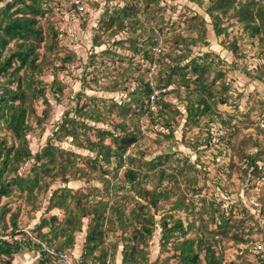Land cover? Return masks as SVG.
I'll list each match as a JSON object with an SVG mask.
<instances>
[{"label":"rangeland","instance_id":"rangeland-1","mask_svg":"<svg viewBox=\"0 0 264 264\" xmlns=\"http://www.w3.org/2000/svg\"><path fill=\"white\" fill-rule=\"evenodd\" d=\"M8 1L0 0V7ZM76 2L81 0L42 2L45 12L39 21L44 39L37 48V61L44 59V62L42 70L36 71L32 79L35 85L44 87V95L32 100L33 110L28 108L27 119L32 128L26 132V139L32 153H38L50 141L63 150L76 152L79 157L75 165L85 167L83 173L77 172L73 178V175H68L66 182L59 175L53 179L43 174L31 195L25 189L21 191L14 182L9 194L0 197V227H6L5 232L9 233L15 222L21 231L17 237H22V241L29 239V244L20 246L12 255V264H49L40 263L38 246L52 254V264H101L92 256L83 254L92 215L83 217L80 230L74 232L73 244L71 247L60 245L63 248L60 252L56 249V240L52 239L49 246L33 229L41 217L56 215L58 220L41 230L50 237V230L62 222L64 209L58 204L49 209L47 206L59 203L54 195L64 186L70 188L72 195L75 192L88 194L89 201H96L99 197L110 202L117 199L124 213L134 207L132 199L147 204L152 194H144L142 199L136 197L124 175L127 167L135 166H140V170L133 183L140 181L142 186L150 190L154 188L156 193L169 189L167 199L160 198L157 206L145 209L152 215L154 226L147 238V246H137L145 251V260L139 264H186L175 246L182 237L193 240L185 251L188 249L190 254H197L196 264H206L204 250L197 248L196 239L199 238L204 241L199 242L201 247L210 242L215 254L222 255L223 263L233 260L238 264H255L256 257L252 252L240 251L246 246V241L257 242L255 245L260 246L264 242V168H247L254 154L259 158L257 161L264 162V125H260V120L264 119V41L257 36H249L231 11L220 21L226 33L216 35L205 11L209 5L207 0H82L81 8L76 7ZM130 4L135 7L120 11ZM115 13L124 17L122 28L114 24L112 28L107 26ZM194 14L199 15L195 21L196 29L191 19ZM202 21L206 28L204 40H200L196 32ZM150 39L156 42L151 47L148 46ZM182 39L187 48L181 51ZM234 42L236 50L232 49ZM7 47L14 48L12 42ZM143 47L148 49L149 58H143V51H139ZM8 52L9 49L3 51L5 55ZM179 52L187 55L183 64L194 56L208 54L207 60L223 70L224 80L229 83L232 93L225 104L217 105V109L229 119V128L218 118L212 121L206 116L195 124L184 125L186 102L175 97L174 93H168L162 99L171 114L165 115L170 117L169 128L162 125L163 120L158 115L162 102L156 104L151 97L142 107L132 101L125 109V116L120 114L123 103L130 99L128 94L140 79L149 81L154 87L159 58L169 63ZM22 72L20 70L19 74ZM248 72L261 79H254ZM8 77V74L0 76V88L7 84ZM211 79H214L213 72L208 75V80ZM58 84L60 89H57ZM15 86L16 80L11 84V87ZM174 86L170 83L164 91ZM88 107L97 109L102 119L95 121L83 117L81 113ZM148 109H152L151 114ZM71 117L84 120L87 125L75 124L79 134L77 141L81 143L86 138L97 140V127L121 134L119 127L123 125L127 131L135 132L136 140L123 154L125 158L129 154L132 163L127 164L126 159L119 163L110 157L109 163L101 161L94 170L86 173L88 167L81 157L93 156L95 152L77 147L70 135L60 139L53 135L56 124L61 120L71 123L68 120ZM170 129L173 132L168 136ZM230 129L234 131L231 137L226 135ZM0 141H5V146L17 144L2 120ZM103 141L112 145L110 137ZM165 153H170L171 159L157 161L158 155ZM34 163L35 159L31 157L19 164L15 173L22 177L17 179L22 184L35 179L34 172L30 170ZM103 169L109 172L103 173ZM179 169L182 174L177 172ZM101 174L107 184L101 179ZM12 175L10 173L8 177ZM121 185L124 189H117ZM94 192L99 194L93 195ZM118 195H123V198ZM180 198L183 202L179 201ZM175 202L181 204L177 206ZM216 209L225 212L229 224L226 230L216 229ZM169 213L173 218H181L184 227L189 228L192 223L191 229H185L184 235L175 234L166 240L161 225L163 216L172 222V218L167 216ZM132 221V224L120 226L117 222L103 220V243L99 248L107 251L104 264H121L122 245L126 240L133 243L132 232L137 225L135 220ZM198 225L202 228L199 231L194 229ZM59 253L67 259L55 256H60ZM94 254H99V251ZM5 259L0 256V264H4Z\"/></svg>","mask_w":264,"mask_h":264},{"label":"trees","instance_id":"trees-1","mask_svg":"<svg viewBox=\"0 0 264 264\" xmlns=\"http://www.w3.org/2000/svg\"><path fill=\"white\" fill-rule=\"evenodd\" d=\"M196 1L202 2V0ZM207 1L209 2V5L206 7L205 11L211 19L213 30L216 35L226 33V28L220 26V21L223 15H226L231 11L249 36H257L262 42L264 41V0ZM42 2L43 0H10L0 7V76L5 74L9 75L7 81H5L7 84L2 85L0 88V120L6 123L7 128L11 131L17 141L16 146L13 144L5 146V141H0V197L9 194L11 184L14 182L18 185V188L21 191L25 189L28 195H31L32 190L35 187H38V182H41L43 174L50 175L53 179L55 176L59 175L62 181L66 182L69 180V176L73 175V178L77 172L83 173L85 167L79 168L75 165L76 158L79 157L76 152L68 149L63 150L58 146L53 145L50 141H47L38 153H32L26 139V132L32 128L27 119L28 108L33 110L31 103L32 100L38 96L44 95V87L35 85V80L32 79V75H34L36 71L42 70L44 62V59L37 61V48L40 46V42L44 39L39 21L40 17L45 12L42 8ZM71 5L72 7L75 6L74 4ZM134 7L135 6L132 4L125 5L120 11L124 12L133 9ZM120 11H117L116 13H119ZM116 13L110 18L107 25L109 26L108 28H112L113 24L117 25V28H122L124 26V17H120V15H117ZM197 17H199V15L194 14L191 18L194 21L195 29L197 26L195 22ZM113 19H115V21H113ZM196 32L198 38L204 40L206 32L204 21H202V25H198ZM53 36H56V32H53ZM10 42L13 44V49L7 47ZM193 42L194 41H192V43ZM45 43L47 44V41ZM155 43L154 40L150 39L148 46L151 47ZM181 43H183V46L180 47V50L182 51L183 48H187V45L184 39L181 40ZM233 44L232 49L236 50V43L234 42ZM5 49H9V52L6 55L3 53ZM147 50L148 49L145 47L139 49V51H143V58H149ZM188 52L189 50L187 51V55ZM187 55L179 52L175 55L176 57L174 59L169 61V63L163 61V58H159L154 87L149 81L140 79L136 88L128 94L130 99L128 102L123 103L124 108H122L120 114L125 116V109L130 107L129 103L132 101H135L139 107H142L145 101H149L151 94L155 90H159L157 94H154V101L156 104L162 102L161 107H159L158 115L162 118V125L166 128H169V116H171V114L166 110L167 103H163L162 99L164 95H167L168 93H174L175 97L178 99L185 100L184 114L186 117L184 118V125L195 124V122L199 121L201 117L206 116L212 121L214 120L213 118H218L222 125L229 128L227 126L229 119L225 118L222 111L217 109V105L225 104L232 93V91L230 93L229 83L224 80L223 70L220 69L217 64L215 66L213 61L207 60L208 54L194 56L183 64L182 61H184ZM20 70H23L22 75L19 74ZM210 72H213L214 79L208 80ZM248 74L253 76L249 72ZM28 77L29 79H27ZM253 77L257 80L261 79L259 76ZM15 80L16 86L13 88L11 87V84ZM170 83H174L175 86L172 89L164 91ZM57 87V89H60L59 84ZM242 92L243 91L239 92L237 95L240 96ZM151 110L148 109V113L151 114ZM176 112L180 113L178 110H176ZM67 114L68 111L64 113L65 118H67ZM81 115L95 121H100L102 119L100 112L91 107H88L86 111L81 113ZM68 120L71 123H68L66 120H61L59 124H56L57 127L54 129L53 135H56L58 139L70 135L73 137V143L76 144L77 147L86 148L91 152H95L93 156L87 155L81 157L86 161L85 163L88 167L86 173L94 170L101 161L109 163L110 157H114L115 161L119 163L124 159L127 160V164L132 163V157L127 154L125 158L123 154L136 140L135 132L127 131L126 127L123 125L119 127V130L122 132L121 134H116L108 129L97 127L95 133L98 139L92 140L86 138L84 143H81L80 141H77L79 134L75 124L77 123L79 126H87L85 121H80L76 119V117L68 118ZM169 132L168 136L172 135L173 130L170 129ZM262 132L264 131L262 130ZM226 135L231 137L234 135V131L231 130L230 133L228 132ZM168 136L166 135V137ZM105 137H110L112 145L104 143L103 140ZM252 156L251 161L247 163V168L251 167L252 170H258V167L264 168V162L257 161L259 158L256 154ZM31 157H34L35 159V163L30 168V170L34 172L35 179H32V182L30 183L29 181L28 183L26 181L25 184H22V181L17 180L22 179V177L15 172H17V168L21 162H24ZM171 157L172 155L170 153H165L163 155H158L157 161H161L162 159L166 161L171 159ZM42 158H45L46 161H41ZM38 161L41 162L39 165H36ZM138 170H140V166L127 167L124 175L128 182L129 189L135 191L136 197L142 199L145 197L144 194H152L151 198L147 200V204H143L137 199H132L134 207L128 213H124L122 206L120 203L118 204L119 200L117 199L114 202H110L109 200L105 201L103 197H99L96 201H89L88 194L75 192L73 193L74 195H72L70 188L64 186L59 188V192L56 190V196L54 195L59 203H50L47 206L49 209L58 204L64 209L65 217L62 222L58 224L57 228H55V226L50 230V237L48 236V233H41V230L50 223L58 220L56 215H51L48 218L41 217L33 230H37L38 236H40V238L49 246L52 245V239L56 240L58 243L56 249L60 252L63 250L60 245L71 247L73 244L74 232L80 230L79 228L83 217L92 215L88 224L89 229L87 230V235L85 237L83 254L92 256L93 260L104 264L107 251H105L103 247L99 248V244L103 243L101 240V225L103 224V220L108 219L111 222H117L120 226L132 224V220H135L137 226L132 232L133 243H129V241L126 240L125 244L122 245L121 264H139V262L145 260V251L143 247L138 248L137 246L140 244L147 246V238L151 236L154 226L152 215L148 214L145 209H148L150 206H157V202L160 198L167 199L169 189L160 190V192L156 193L154 188L152 190L147 189L145 186L141 185L140 181L133 183L134 181L132 180L136 179L139 173ZM4 172L5 176H3ZM104 172L109 171L103 169V173ZM177 172L181 173V170L179 169ZM10 173H13L14 175L8 177ZM147 176H145V178H148ZM9 178L12 179L8 181ZM101 179L107 184V181L102 177V174ZM117 189H124V185L118 186ZM98 194V192L93 193V195ZM115 196H117V194ZM118 196L123 198V195ZM179 201L183 202V199L180 198ZM175 203L177 206L181 204L177 202ZM107 209L106 217L105 211ZM224 213L223 210L216 209V229L226 230L229 227V224L227 223L228 219L225 217ZM113 214H115V217H113ZM167 216L172 218V222L163 216V222L161 225L162 233L166 240L175 234L184 235L186 231L185 229H191L192 227V223H190L189 228L184 227L182 219L179 217L173 218L170 213ZM17 228L18 227L14 222L13 226L8 231L10 234H15ZM0 229L6 231V227L4 226L0 227ZM194 229L199 231V229L202 228L198 225ZM61 237H63L62 240L58 239ZM22 240L0 242V256L6 257L4 264H12V255L23 245L22 243H24V245L29 244V239L28 241ZM196 241L197 248L199 250L203 249L205 252L206 264H238L233 260L223 263L222 255L219 253L215 254L210 242L204 243V246L201 247L199 242L204 241L201 238L196 239ZM192 242L193 240L187 239V237H182L181 240H177L175 243V246L179 249V255L186 264H196L197 262V254H190L188 249L185 251L186 248L193 244ZM164 243H166V241H164ZM245 243L246 246L241 247L240 253L245 251L252 252L256 257L255 264H264V242L260 249H254L257 242L246 241ZM38 248L40 249L41 254L40 263L52 264V254L41 249V246H38ZM95 251H99V254H94ZM55 256L59 257L56 254Z\"/></svg>","mask_w":264,"mask_h":264},{"label":"built area","instance_id":"built-area-1","mask_svg":"<svg viewBox=\"0 0 264 264\" xmlns=\"http://www.w3.org/2000/svg\"><path fill=\"white\" fill-rule=\"evenodd\" d=\"M80 3V2H79ZM79 3L76 2V7L78 8H81L79 7ZM159 90H155L152 94H151V99L154 100V94H157ZM260 125L263 126L264 125V119H261L260 120ZM15 234H10V233H6L4 230L0 229V242H3V241H8V242H13V241H19V240H22L23 238L21 237V239H19L17 237L18 234L21 233V231L19 229H16L15 230ZM20 232V233H19ZM26 233L28 232L27 230L25 231ZM27 241V240H26ZM24 245V243H22ZM258 247V248H257ZM260 245H256L255 246V249H260ZM47 251V250H46ZM59 258H61L62 260L64 259H67V257L65 255H62L60 254Z\"/></svg>","mask_w":264,"mask_h":264}]
</instances>
